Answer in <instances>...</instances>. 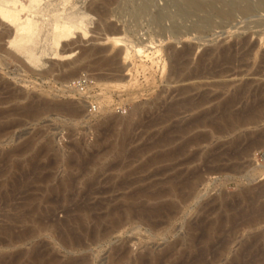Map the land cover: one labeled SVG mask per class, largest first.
Instances as JSON below:
<instances>
[{
  "label": "rangeland",
  "instance_id": "374dc122",
  "mask_svg": "<svg viewBox=\"0 0 264 264\" xmlns=\"http://www.w3.org/2000/svg\"><path fill=\"white\" fill-rule=\"evenodd\" d=\"M98 2L66 4L87 7L90 30L61 42L68 58L45 55L35 71L0 60L18 105H50L0 104V264H264V113L219 131L217 110L245 84L231 109L262 101L264 11L213 17L177 40L170 20L152 23L169 0L137 20L116 0L102 21ZM109 28L130 51L98 67L122 48Z\"/></svg>",
  "mask_w": 264,
  "mask_h": 264
},
{
  "label": "bare ground",
  "instance_id": "6f19581e",
  "mask_svg": "<svg viewBox=\"0 0 264 264\" xmlns=\"http://www.w3.org/2000/svg\"><path fill=\"white\" fill-rule=\"evenodd\" d=\"M115 1L116 0H102V3H93L92 7L89 8L92 13H99L101 15L102 21L103 17L106 16L108 12L107 7L111 2L113 3ZM126 1L127 6H129L130 10L132 11L135 20H137L141 15L149 12L151 6H153L154 3V0ZM137 1L140 2L137 3ZM67 3H70V0H0L1 65H8L9 63L7 62V60L10 59L20 63L21 66L26 68V70L35 71L41 66L42 58L45 55L50 54L53 60L55 58H68L71 54H66L64 51H62L61 47L59 48V46L61 44V46L63 47V43L61 42L67 41L75 34H81L82 36H86L88 34L89 27L87 25L89 24V22L87 21V19L89 15L87 14V7L84 8L85 10H74V6L71 8H66L65 6H67ZM262 11H264V0H256L255 2L253 0H169V2L164 6L157 8L152 16V23L158 26H162V28L165 29V27L162 25L163 21L170 20V32L172 31L173 34H175L174 36H172L178 40L180 39L178 35H182V37H184L185 35L187 36L189 31H192V29L194 32L196 29H202L205 26L210 27L213 22V17L220 18L221 20L227 19L228 21L232 22L231 20L238 12L244 19V17L247 18L251 15L258 14L260 12L262 13ZM199 12L204 13V15L200 16L198 14ZM193 18L194 20L191 21L190 26L186 27L178 23L179 19L184 22ZM263 24L264 22L260 23L259 25ZM111 29L110 30L112 31V34L109 36L107 35L106 38L108 39V41H111L116 46L122 48H120L113 57L104 59L99 64V66L97 65L98 67H110L112 65H115L117 63V56L122 55L125 57L130 51V48L128 46L129 42H127L128 40L126 36L120 34L121 30L117 28ZM43 31H45L44 40L50 43V45L52 46L50 53L46 52L44 49H41L39 46L40 40L43 36ZM147 46L151 47L150 45ZM190 50L188 49L184 51V53H189ZM136 51L138 53L143 52V50L140 48L136 49ZM154 52L159 53L158 50ZM89 54L90 52L86 51L84 55L87 57L89 56ZM182 54L183 53L181 52H173V55H175V57L178 59L180 56H182ZM91 56L92 55H90L89 57ZM263 72L264 68H260L255 74L264 76ZM249 91L250 84H245L243 86H240L236 90L232 98L222 103L220 102L217 110H220L219 119L223 121L222 123H224L225 127L220 128L221 130L219 129V131H224L225 129L230 130L235 126L246 125L255 121L258 116L264 113V89L261 90L262 101L258 106L255 107L256 110L254 112H249L251 107H245L246 111H243V113L241 111L240 113H236L231 109L233 102H235L238 97L246 96ZM0 92L3 93V96L0 97V104L9 105L14 103V105H11L13 106L12 110L18 107L20 110L31 112V114H36V112H40L41 110H43L44 107H46L47 109L46 105H49L48 103L38 101L35 98L23 105H18L19 98H21L22 95H16L4 86H0ZM16 100H18V102ZM3 116L4 115H2V117ZM3 130L4 127L0 125V137ZM246 150L247 149L244 148V152H246ZM171 190L176 191V187L173 185ZM116 210L117 208H114L110 213L112 214V211L114 212ZM131 210V206L128 207L127 211L131 212ZM68 264H81V262L73 261Z\"/></svg>",
  "mask_w": 264,
  "mask_h": 264
},
{
  "label": "built area",
  "instance_id": "2783aa9c",
  "mask_svg": "<svg viewBox=\"0 0 264 264\" xmlns=\"http://www.w3.org/2000/svg\"><path fill=\"white\" fill-rule=\"evenodd\" d=\"M85 81H86V79H85V78H81V79H79V81H78V83H77V84L80 86V85H81V83H82V82H85Z\"/></svg>",
  "mask_w": 264,
  "mask_h": 264
}]
</instances>
